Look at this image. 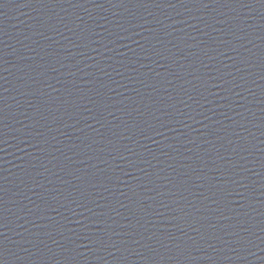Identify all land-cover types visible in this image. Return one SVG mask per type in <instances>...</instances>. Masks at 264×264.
I'll use <instances>...</instances> for the list:
<instances>
[{
  "label": "water",
  "instance_id": "water-1",
  "mask_svg": "<svg viewBox=\"0 0 264 264\" xmlns=\"http://www.w3.org/2000/svg\"><path fill=\"white\" fill-rule=\"evenodd\" d=\"M0 264H264V10L1 118Z\"/></svg>",
  "mask_w": 264,
  "mask_h": 264
}]
</instances>
